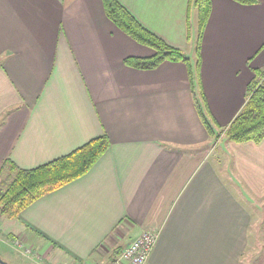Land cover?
I'll list each match as a JSON object with an SVG mask.
<instances>
[{
  "label": "crops",
  "instance_id": "crops-1",
  "mask_svg": "<svg viewBox=\"0 0 264 264\" xmlns=\"http://www.w3.org/2000/svg\"><path fill=\"white\" fill-rule=\"evenodd\" d=\"M118 1L196 62L189 0ZM153 54L107 18L102 0H0V167L32 170L104 133L111 142L86 175L0 218V238L33 249L11 263L114 264L157 230L148 264H264V141L215 143L186 64H124ZM201 56L209 107L227 129L264 68V0H213Z\"/></svg>",
  "mask_w": 264,
  "mask_h": 264
},
{
  "label": "trees",
  "instance_id": "trees-1",
  "mask_svg": "<svg viewBox=\"0 0 264 264\" xmlns=\"http://www.w3.org/2000/svg\"><path fill=\"white\" fill-rule=\"evenodd\" d=\"M241 5H256L259 0H233ZM107 18L123 33L142 46L154 51L149 58H127L124 64L136 70L150 71L165 62H182L188 67V77L194 104L200 120L215 141L223 135L234 143L264 141V68L254 70L255 77L247 87V103L227 129H222L214 118L203 88L201 67L202 38L211 16L213 0H189V7L198 13L196 62L180 49L169 46L143 27L118 0H102ZM190 18V17H189ZM189 36L191 32L188 19ZM111 147L104 133L68 155L32 170H24L11 160L0 167V217L17 219L40 198L59 190L86 175Z\"/></svg>",
  "mask_w": 264,
  "mask_h": 264
},
{
  "label": "built area",
  "instance_id": "built-area-1",
  "mask_svg": "<svg viewBox=\"0 0 264 264\" xmlns=\"http://www.w3.org/2000/svg\"><path fill=\"white\" fill-rule=\"evenodd\" d=\"M159 232L145 230L143 233L129 244L117 257L114 264H148L150 256L156 246ZM23 249V245H19ZM27 253H31L27 250Z\"/></svg>",
  "mask_w": 264,
  "mask_h": 264
},
{
  "label": "rangeland",
  "instance_id": "rangeland-1",
  "mask_svg": "<svg viewBox=\"0 0 264 264\" xmlns=\"http://www.w3.org/2000/svg\"><path fill=\"white\" fill-rule=\"evenodd\" d=\"M197 28H198V25H194V28H192V31H193V35L195 36V34H196V31H197ZM189 57H191V56H189ZM222 133H224V134H226V130H223V132ZM221 135V137H219V140H217V141H215V143H217V142H219V141H227V138L225 137V135ZM213 140H214V138H213ZM222 141V142H223ZM1 218V217H0ZM119 232L117 233H115V236L116 237H114V238H118L119 240H120V244H123L124 242L123 241H125V240H127L126 238L124 239L123 237H124V235L122 234V231L120 230V229H117ZM154 231H156V232H158L157 230H154ZM19 245H25L24 247L25 248H29V249H27V250H30L31 251V253H27V250H26V253L28 254V255H30V254H32L33 253V249H32V247L30 248V247H27L26 246V244L24 243V241L23 240H21V239H4V238H0V257L4 260V261H6V262H8L9 264H13V263H11V261H13V260H10V257L11 258H13L12 257V255L13 254H18L19 252L18 251H20V248H19ZM106 245H108V244H106ZM24 249V248H23ZM104 250V249H103ZM105 251V250H104ZM19 254H24L22 251H20V253ZM27 254H25V255H27ZM40 258L41 257H38V260H40ZM50 263H53V261L51 260L50 261ZM23 264V263H22Z\"/></svg>",
  "mask_w": 264,
  "mask_h": 264
},
{
  "label": "water",
  "instance_id": "water-1",
  "mask_svg": "<svg viewBox=\"0 0 264 264\" xmlns=\"http://www.w3.org/2000/svg\"><path fill=\"white\" fill-rule=\"evenodd\" d=\"M0 264H9L8 262L4 261L1 257H0Z\"/></svg>",
  "mask_w": 264,
  "mask_h": 264
}]
</instances>
